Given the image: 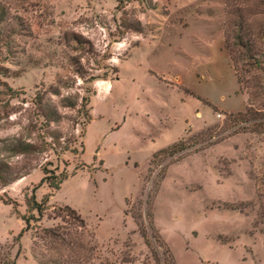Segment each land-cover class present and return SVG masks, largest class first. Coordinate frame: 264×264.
Masks as SVG:
<instances>
[{
  "label": "rangeland",
  "instance_id": "374dc122",
  "mask_svg": "<svg viewBox=\"0 0 264 264\" xmlns=\"http://www.w3.org/2000/svg\"><path fill=\"white\" fill-rule=\"evenodd\" d=\"M238 9L264 21L260 0H0V264H264V129L228 127L252 99ZM45 167L67 178L18 240Z\"/></svg>",
  "mask_w": 264,
  "mask_h": 264
},
{
  "label": "trees",
  "instance_id": "16d2710c",
  "mask_svg": "<svg viewBox=\"0 0 264 264\" xmlns=\"http://www.w3.org/2000/svg\"><path fill=\"white\" fill-rule=\"evenodd\" d=\"M264 7V0H260ZM237 19L234 22L235 31L233 30L234 42L226 40V48L228 49L231 59L234 63L237 80L241 90L248 88L251 96V102L247 105L243 112L231 113L228 119V127L241 125L242 123L254 122L255 129H264V120L256 122L258 118L264 117V21L246 17L241 11L237 10ZM264 14V10L262 12ZM0 16V23L2 21ZM236 47V49H234ZM259 101V106H256ZM185 147L183 142L173 144L172 146L162 149L160 153L173 155ZM32 150L30 144H26L23 151ZM44 177L40 184L34 187L31 196L27 199L28 208L31 210L30 216H23L26 226L20 233L18 240L24 231L30 229L32 219H38L32 211H37L38 217H42L50 199V195L45 196L41 201L37 199L36 191L43 183H48L54 189H60L62 182L67 178L65 172L56 174L54 170L44 168ZM16 177H11L7 169L0 166V181L4 185L14 181ZM62 210L66 211V215L73 216L84 226L83 218L77 214V211L66 205Z\"/></svg>",
  "mask_w": 264,
  "mask_h": 264
}]
</instances>
